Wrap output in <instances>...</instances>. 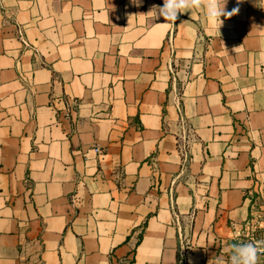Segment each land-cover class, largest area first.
I'll list each match as a JSON object with an SVG mask.
<instances>
[{"label": "crops", "instance_id": "1", "mask_svg": "<svg viewBox=\"0 0 264 264\" xmlns=\"http://www.w3.org/2000/svg\"><path fill=\"white\" fill-rule=\"evenodd\" d=\"M163 2L0 0V264H230L264 201V0L219 29Z\"/></svg>", "mask_w": 264, "mask_h": 264}, {"label": "clouds", "instance_id": "2", "mask_svg": "<svg viewBox=\"0 0 264 264\" xmlns=\"http://www.w3.org/2000/svg\"><path fill=\"white\" fill-rule=\"evenodd\" d=\"M136 6H140L141 0H132ZM228 0H164L163 6L153 5L147 14H154V17L162 16L167 25L169 22L174 25L181 13L190 12L192 9H203L207 21L217 24L218 29L223 25L221 17L231 18L239 12V8L226 11ZM264 243V242H262ZM262 249L255 243H244L232 246L230 264H259Z\"/></svg>", "mask_w": 264, "mask_h": 264}, {"label": "rangeland", "instance_id": "3", "mask_svg": "<svg viewBox=\"0 0 264 264\" xmlns=\"http://www.w3.org/2000/svg\"><path fill=\"white\" fill-rule=\"evenodd\" d=\"M252 202V208L250 209L247 220L245 221L243 227L236 233V238H232V242H234L232 243V246L249 242L255 244L264 242V201H261L260 199H254ZM225 252L226 253H221L219 251L216 253L217 260L224 259L219 255L221 254L223 256L225 254V256L229 258L228 262H230L232 249L229 252L228 250ZM227 258L225 260H227ZM262 264H264V257H262Z\"/></svg>", "mask_w": 264, "mask_h": 264}, {"label": "built area", "instance_id": "4", "mask_svg": "<svg viewBox=\"0 0 264 264\" xmlns=\"http://www.w3.org/2000/svg\"><path fill=\"white\" fill-rule=\"evenodd\" d=\"M258 245L261 247L262 253H264V243H259ZM260 257H264V254H261Z\"/></svg>", "mask_w": 264, "mask_h": 264}]
</instances>
